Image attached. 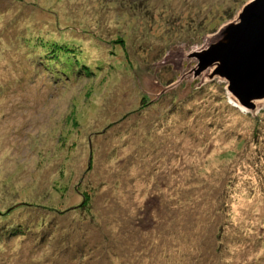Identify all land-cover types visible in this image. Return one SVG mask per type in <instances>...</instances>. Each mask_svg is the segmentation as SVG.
<instances>
[{
  "label": "rangeland",
  "instance_id": "obj_1",
  "mask_svg": "<svg viewBox=\"0 0 264 264\" xmlns=\"http://www.w3.org/2000/svg\"><path fill=\"white\" fill-rule=\"evenodd\" d=\"M248 1L0 0V264H264V102L195 72Z\"/></svg>",
  "mask_w": 264,
  "mask_h": 264
},
{
  "label": "water",
  "instance_id": "obj_2",
  "mask_svg": "<svg viewBox=\"0 0 264 264\" xmlns=\"http://www.w3.org/2000/svg\"><path fill=\"white\" fill-rule=\"evenodd\" d=\"M238 16L223 37L194 52L199 59L195 72L218 61L214 70L227 80L228 96L254 109L257 101L264 102V0H249Z\"/></svg>",
  "mask_w": 264,
  "mask_h": 264
},
{
  "label": "bare ground",
  "instance_id": "obj_3",
  "mask_svg": "<svg viewBox=\"0 0 264 264\" xmlns=\"http://www.w3.org/2000/svg\"><path fill=\"white\" fill-rule=\"evenodd\" d=\"M223 39H225V38H223ZM219 62L217 61V62H214L213 64L215 65V66H213L214 68H216L219 64H218ZM213 68V69H214ZM230 93H232L231 91H230ZM262 98H264V97H262ZM259 99V98H258Z\"/></svg>",
  "mask_w": 264,
  "mask_h": 264
}]
</instances>
